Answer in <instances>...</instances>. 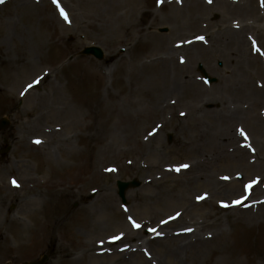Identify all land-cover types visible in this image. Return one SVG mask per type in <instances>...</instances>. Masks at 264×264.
Returning a JSON list of instances; mask_svg holds the SVG:
<instances>
[{
  "label": "rangeland",
  "instance_id": "obj_1",
  "mask_svg": "<svg viewBox=\"0 0 264 264\" xmlns=\"http://www.w3.org/2000/svg\"><path fill=\"white\" fill-rule=\"evenodd\" d=\"M58 1L67 19L47 0H12L0 5V55L5 57L7 52L11 61L20 55L23 61H32L33 71L20 79L24 84L43 71L50 75V86L33 87L34 94L24 99L11 92L0 94V120L10 121V127L0 132V150L10 147L5 156L0 155V182L14 185L13 191L0 186V214L7 223L21 220L25 227L0 230V264H26L42 256L47 258L44 264H66L85 251L82 245L95 241L103 248L96 253L103 255H87L81 264H224L218 243L234 250L236 264H264V211L252 212L251 224L236 220L241 209L264 199L260 196L264 193L256 192L264 191V99L258 94L264 90V43L252 32H247V42L246 33L239 32L246 53L223 46L230 41L226 37L221 47L213 46L212 37L224 33L226 26L221 22L218 28L213 26L210 7H202L193 31L167 20L170 7L165 4L155 10L154 0H108L106 5L96 0ZM174 27L179 28L173 32ZM161 28L166 33H159ZM194 34L205 35L210 43L190 54L154 49L156 38L175 49L181 41L191 42ZM146 35L150 36L145 39ZM151 35L155 42L145 45ZM87 46L99 47L104 59L78 57ZM169 57L181 62L174 64L177 69L172 73L175 83L182 86L179 90L174 85L171 93L155 77V81L132 80L131 74L141 71L134 66ZM198 65L215 78L214 84L203 82ZM119 66L124 67L123 73L117 72ZM96 70L104 74L101 82L87 73ZM147 73L151 76L153 71ZM192 84V90L201 94L193 101ZM96 88L103 110L93 113L88 103ZM35 105L34 120L27 116ZM105 105L121 109L124 120L118 126L113 127L117 119L106 114ZM153 107L160 112L152 113ZM219 111L236 119L220 125ZM149 114L152 120L146 128ZM94 120L102 121L106 129L101 144L86 137ZM227 130L239 142L248 143L241 161L235 157L238 150L233 144L220 157L211 151L212 138ZM199 161L208 163L205 171L199 170L202 178L194 170L184 172ZM97 168L104 174L93 175ZM132 180L140 186L126 192L123 207L115 183ZM212 184H218V189ZM30 187L31 195H25ZM230 188L233 192L227 194ZM36 190L43 198H34ZM241 200L246 202L234 206ZM109 203L115 204L114 211ZM58 204L60 208H55ZM85 206L96 218L92 231L84 228L88 217L81 209ZM163 225H167L163 230L166 242L180 233L179 227L193 226L198 233L186 251L172 255L166 251V242L145 245L163 234L158 231ZM216 236L222 237L221 242ZM55 237L65 249L51 248ZM199 238L201 244H197ZM138 244L147 248L144 256L132 253L136 257L131 258L122 250Z\"/></svg>",
  "mask_w": 264,
  "mask_h": 264
},
{
  "label": "bare ground",
  "instance_id": "obj_2",
  "mask_svg": "<svg viewBox=\"0 0 264 264\" xmlns=\"http://www.w3.org/2000/svg\"><path fill=\"white\" fill-rule=\"evenodd\" d=\"M23 1V0H21ZM42 1V0H41ZM86 2H88L89 0H85ZM190 1V7L192 8L191 11L193 10L196 14V12H198L200 10V6L198 5V2L196 0H189ZM98 4L101 5H106V4H110V2L108 0H96L95 1ZM23 5H27V3L23 4ZM224 9H227V12L230 13L229 15L234 18L229 20H226L229 24V26H233V25H239L241 26V30L242 31H247V32H252L255 33V37L262 41L264 43V9L262 10L261 7H263V5L261 3H259L257 0H240L239 3L236 4H222L221 5ZM64 7V5H63ZM171 9L170 11L167 13V20H171L173 21L174 24H178L181 25L183 23V25L185 27L190 28L191 30L194 31V29H196L197 27V23H196V17L191 16L189 19L185 17L184 15V10H180L179 8L175 7V6H170ZM259 10L261 12H259ZM33 13V12H32ZM225 15V14H223ZM179 27H174L172 28V31L174 32L175 30H177ZM226 32L222 33H216L213 36V46L215 47H221V44L223 43L222 41V37H226L228 38L230 41L226 42L223 46L230 47V48H234L236 51H238V53L241 55L242 53H246V51H244V46L243 42L235 45V40H241L239 33L237 31H229V30H225ZM222 33V34H221ZM129 36L128 35L123 41L124 42H128L129 41ZM150 36V35H146L145 39ZM195 36V35H194ZM193 38V37H192ZM157 39V43L158 46H156L154 49L155 50H159V51H164L168 54H172L173 52H175L176 50L180 49V51L182 52H188V54H190L192 51H194L195 49H200L201 44H192L188 47L182 46L181 44L178 45L177 47L174 48H167L166 44H164L163 39ZM155 42V38L151 35L150 40L146 41L145 45H149L151 46L153 43ZM222 42V43H221ZM3 46V45H0ZM174 47V46H173ZM202 49V48H201ZM220 49V48H218ZM240 49L241 52L238 50ZM5 57H2L0 55V64L3 65V68L0 69V94L1 92H11L10 94H13L14 96L16 95H22V99H24V97L28 96V95H32L34 94L33 92H31V88L36 87L38 85H41L43 83H47L48 86H50V75L47 71H43L41 73H39L37 76H35L31 81L27 82V83H22V81L20 80L21 77H23V74H27V73H31L33 71V63L32 61H29V58L26 61L24 60L23 56H19L18 58H16L15 60L11 61L8 59L7 57V52H4ZM190 56V55H189ZM178 59V58H177ZM176 58L173 60L169 57L168 58H162V60H159V62H157L156 64H148L146 66L143 65H136L134 66V68L136 69H140L141 71H136L133 72L131 74L132 76V80L136 83V82H142L145 81L147 82L149 81H155L154 77L158 80L164 81L167 88H169V91L171 93H173V86L175 85V89L179 90L182 86L180 84H176L175 83V75H172V73L174 71H176L175 69H177L175 67L174 64L179 66L180 59L177 60ZM262 65L264 66V58L262 59ZM135 69V70H136ZM124 67L123 66H119L117 68V72L123 73ZM153 71V73L151 74V76H145V73L148 74L147 72L149 71ZM88 75L90 76H98L97 79H99V81L101 82L104 79V74L102 73L101 70H96V71H87ZM98 87L101 86L100 83H97ZM162 86V85H160ZM196 86V85H194ZM188 87L185 86V88ZM163 87H161L162 89ZM193 88V84L191 85V89L189 90V95L191 96V99L193 101L194 98H198L200 97V93H197V90L194 89V91L192 90ZM31 89V90H30ZM98 89L96 88V90L93 92V94L91 95L89 101L92 106H90L92 109L91 111L93 113H96V111L101 112L100 109L103 110V108H99L102 106V104L99 102V98H98ZM13 92V93H12ZM49 93V92H48ZM192 93V94H190ZM205 94V93H203ZM259 95L262 96V98L264 99V90H262L261 92H258ZM42 99H45L46 96H41ZM50 97V95H48V98ZM262 99V100H263ZM261 100V99H260ZM158 104V103H156ZM37 105H35V107L33 109H30V112L28 113V118L33 117L34 120L37 118L36 115L35 117L33 116V114L37 111ZM158 108L153 107L152 108V113H155L156 111L160 112V110H157ZM104 111L106 112V114L110 115L113 118L117 119V123H113V127H115L116 125L118 126L122 120H124V118L121 116L122 115V111L121 109L117 106V105H105L104 106ZM240 112V111H238ZM191 113H192V109H191ZM192 115V114H191ZM150 114L148 115V120H147V124L145 125V127L147 128V126L149 125V123L151 122L152 119H149ZM151 116H154V114H151ZM41 118V117H40ZM39 118V120H40ZM219 124L222 125L223 121L226 122H230L232 121V119H236V115H233L232 118L231 116L227 117L226 113L224 111H219ZM126 120H129L128 118H125ZM101 123H103L102 121L99 120H94L93 122H91L89 124L90 128H91V134L86 135V137L89 140H96L95 142L101 144L103 143L102 141V137L106 132V129L102 128ZM97 138H101V139H97ZM149 140V139H148ZM144 141L142 144L143 148H146L147 146V141ZM152 139H150L151 141ZM149 141V142H150ZM207 141V140H205ZM210 141V140H208ZM238 140H236V138L234 137V135H232L231 132H229L228 130L226 132H220L218 131L214 137V139L212 138L211 142H209L210 144V148L212 149L211 151L213 152V155H218L220 157L221 153L223 152V150L225 149V147L227 145L233 144L235 145V149L238 150L237 154L235 155V157H238V160L241 161L242 159V155L243 152L247 151L248 149L246 147V145H238ZM153 141L151 142V144L149 145L152 146ZM101 147V146H100ZM233 152V151H232ZM207 162L204 161H199V162H194L193 164H191L187 170H184V172H191L192 170H194L197 175L202 171H205L207 169ZM251 165V164H250ZM254 166V165H252ZM93 175H96L97 173L99 174H104L102 169H95L93 170ZM204 174L199 173V175L197 176V178H202ZM41 180H39V182L37 181V183L39 185H41ZM192 182H197L196 178L192 179ZM220 182V181H218ZM221 184V183H219ZM213 185V189L217 188L218 184H212ZM4 189H8V190H12L13 191V187L11 185V183H7L5 185H3ZM218 189V188H217ZM257 189V188H256ZM253 190V194L255 192V190ZM230 193L227 192V194H232L233 190L230 188ZM257 194L260 195L261 193H264V191L262 189L260 190H256ZM32 193V187H30V189L26 192L25 195H31ZM234 194V193H233ZM255 195V194H254ZM34 198L36 199H40L43 198V195H41V193L39 191H35V193L33 194ZM260 196H264V195H260ZM21 197H23L21 195ZM25 197V196H24ZM27 200H23L22 202H26ZM244 202H242L241 204H243ZM33 203H31V206H36V205H32ZM37 205H42V204H37ZM107 206L114 211L115 210V204L114 203H109L107 204ZM55 208H60V205L58 204ZM83 211V213L88 217V219H86V224L84 225V228H86V230H93L94 227L96 226V218L92 219L93 215L90 213V207L89 206H85L82 207L81 209ZM258 210L264 211V200L260 203H255L252 206L246 207L243 210L241 209V211H239L240 213H238V217L236 220H241L243 219L244 223L247 224H251V221L255 218L254 216H252V212H256ZM233 211H238V210H233ZM264 219V216H262ZM10 223V224H9ZM7 223V219L4 216H1L0 214V230H4L5 232L7 230H9L10 226H14L17 227L21 230H23L25 227L22 224L21 220L17 221L15 220H11V222ZM207 223V222H206ZM9 224V226H7ZM167 225H170L167 224ZM167 225H163L158 227V231H163ZM206 226H211L209 224H204ZM90 226V227H89ZM213 226V224H212ZM205 227V226H204ZM218 227V226H216ZM187 228H192L190 232H187L186 229ZM177 231H180V233H178L176 236H172L169 240L164 241V239L167 237L166 233H163V236L161 238H156L155 240H151L149 242L146 243L147 246L150 245H159L161 246L163 243H165L164 246H167V250L168 253H172V255L181 253L186 251L187 248H189L191 246L193 242V238L196 239V235L198 233V229L193 227V226H186L183 228L179 227ZM20 237V234H19ZM129 238H131L129 236ZM200 239H197V244H201L200 243ZM216 241L221 242L222 237L221 236H216ZM208 239H205V241H207ZM179 241H182L183 244H181ZM5 239L3 237V244L5 243ZM50 246L51 248H54L56 250L59 249H65V247L58 242V239L52 238V241L50 242ZM78 246L81 248V244L78 243ZM219 249L222 253H220L221 255L223 254V258H224V264H236L237 262V254L234 252V250H231L230 246H225V245H221V243H218ZM83 248H85V251L79 256V257H72L69 258V260H67L66 264H81V262L83 261V259H85V257L87 255H103L102 252L96 253L97 251H101L103 248L100 247L98 244H96V241L93 242L92 244H84V246L82 245ZM89 248H92L91 250H89ZM90 251H92L90 253ZM131 253H126L127 256L130 255L131 258L136 257L134 254L132 253H139L142 255V251L141 249H135V250H129ZM217 251H218V247H217ZM144 264V262H143Z\"/></svg>",
  "mask_w": 264,
  "mask_h": 264
},
{
  "label": "water",
  "instance_id": "obj_3",
  "mask_svg": "<svg viewBox=\"0 0 264 264\" xmlns=\"http://www.w3.org/2000/svg\"><path fill=\"white\" fill-rule=\"evenodd\" d=\"M92 52H94V51H92ZM86 53H89V51H87ZM2 125H4V124H2ZM137 185L135 184V183H132V184H121V183H119L118 184V188H119V196L121 197V198H123V193H124V191L128 188V187H136Z\"/></svg>",
  "mask_w": 264,
  "mask_h": 264
},
{
  "label": "snow or ice",
  "instance_id": "obj_4",
  "mask_svg": "<svg viewBox=\"0 0 264 264\" xmlns=\"http://www.w3.org/2000/svg\"><path fill=\"white\" fill-rule=\"evenodd\" d=\"M4 2V0H0V3H3ZM54 2H55V0H54ZM61 15L65 18V19H67V17H66V15L64 14V12H63V10H61ZM202 39V38H201ZM135 227H139V225H134Z\"/></svg>",
  "mask_w": 264,
  "mask_h": 264
}]
</instances>
